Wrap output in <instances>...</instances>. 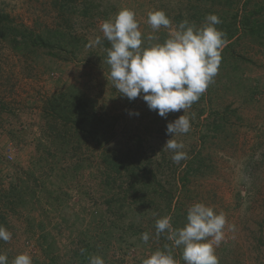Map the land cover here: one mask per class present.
<instances>
[{"label":"rangeland","instance_id":"rangeland-1","mask_svg":"<svg viewBox=\"0 0 264 264\" xmlns=\"http://www.w3.org/2000/svg\"><path fill=\"white\" fill-rule=\"evenodd\" d=\"M124 8L135 12L145 47L168 35L148 25L150 11L163 10L173 27L185 19L201 27L217 14L223 32L238 15L204 105L161 117L142 95L129 100L114 88L107 55L98 59L108 50L100 24ZM0 10L35 33L71 30L87 42L80 48L67 38L68 48L53 53L15 47L8 25L0 35V225L12 233L10 241L0 240V253L8 264L22 253L32 264H89L92 256L142 264L172 246L166 234L156 236V221L170 216L182 228L197 202L227 218L215 250L219 264H264V0H0ZM98 36L102 45L90 46ZM61 92L86 103L80 127L45 114L46 100ZM183 114L191 128L177 137L187 153L178 166L163 148L168 123ZM192 150L201 154L198 163ZM105 155L127 156L140 183H149L151 172L161 179L158 158L176 178L164 181V189L153 179L152 193L135 195L131 178L112 171ZM167 192L175 214H168ZM132 222L136 227L126 233ZM182 252L176 247L177 264H185Z\"/></svg>","mask_w":264,"mask_h":264},{"label":"clouds","instance_id":"clouds-1","mask_svg":"<svg viewBox=\"0 0 264 264\" xmlns=\"http://www.w3.org/2000/svg\"><path fill=\"white\" fill-rule=\"evenodd\" d=\"M147 23L154 32L162 27L168 29L167 38L145 47L136 14L127 8L100 24L103 38L111 45L107 50V64L113 86L129 100L142 95L149 109L158 111L161 117L181 109L185 113L207 91L218 73L226 46L225 33L217 28L222 21L217 14H209L201 27L190 24L187 19L173 27L163 10H153L148 13ZM156 39L153 35L147 37L148 41ZM101 43L98 36L90 46ZM190 128V119L184 114L167 125L170 138L163 149L173 153L171 159L176 164L187 159L185 145L177 137L188 133ZM226 224L227 218L222 212L197 202L188 208L187 223L182 228H174L170 216L158 219L156 236L166 234L172 247H182L185 264H219L215 250L224 240ZM149 238L148 232L141 236L145 243ZM11 239L12 233L0 225V240ZM165 247L166 251H155L142 264H177L172 248ZM0 264H8L6 253H0ZM12 264H32V258L22 253ZM89 264H105V261L100 256H92Z\"/></svg>","mask_w":264,"mask_h":264},{"label":"trees","instance_id":"trees-1","mask_svg":"<svg viewBox=\"0 0 264 264\" xmlns=\"http://www.w3.org/2000/svg\"><path fill=\"white\" fill-rule=\"evenodd\" d=\"M237 16H238L237 14L234 15V19H235V21H233L234 23L231 24V26H228L226 30H224L226 42L229 41L238 31V26L236 22ZM247 20L248 18L245 21ZM17 24L18 23H16V21L13 20L10 13L3 12L0 10V35H2L3 38L5 37V35L1 33L4 32L3 31L4 26L8 25L9 30L13 31L16 34L15 38L12 39V43L17 48L30 49L31 47H41V48L49 49L51 52H53V50H64L65 47L68 48L69 43H67V38L68 39L73 38L74 42H71V43H77L78 45L80 41V48L83 47L87 43L86 40L81 41L82 38L78 36V34H76L75 32H72L71 30L66 31L63 29H55V31L48 30L47 33L42 30L41 32L39 31L35 33L33 29H30L24 24L18 25L19 27L17 26ZM252 30H254V28H252ZM104 46L106 47V49H109L111 47L110 42L106 41ZM106 53L107 52H104L103 54L99 55L98 59L100 57L103 58L104 56H106L107 55ZM70 93L61 92L58 95L51 96L50 98H48L45 102L46 106L44 108V111H45V114H47L48 116L50 115L49 116L50 118H54V119L55 117L63 118L67 126L69 125L70 122L73 121V124H75L77 127H80L79 123L86 121V116L88 114L86 110V103L78 97V94L73 95ZM207 100L208 99L206 98V96L202 94L198 101L204 105L205 101ZM95 137L97 139L98 136H95ZM83 138L85 139L86 136H83ZM191 153H192L191 160L198 163V159L200 158V155H201L200 152H198L197 150H192ZM104 158L106 159V161H108V165L112 168V171L120 170V173H121V170H125L127 175L132 180L131 188L134 189L135 195L139 194V195H142V197H146V193H152L151 184H153V179H157L160 184V187L164 189L165 188V186L163 185L164 181H167L169 184H171V182L173 181L172 177L176 178V175H175L176 173H173V171L170 172L168 163L163 164L162 161L159 162V158H158V163H157V168H158L157 171L164 177L162 176L161 179H159L157 178V176H155L156 174L154 172H151L152 178L151 180H149V183L147 182L140 183L138 181L140 173L135 171L136 169L133 166H129V163L126 160L127 156L122 155V157H116V156L108 157L107 155H105ZM181 163L183 162L181 161L178 166H180ZM178 166L174 168L175 172H177ZM190 168H193V166L190 165ZM190 168L189 167L187 168V171L182 178L183 180L186 179L187 172L188 173L191 172ZM165 174H166V177H165ZM166 194L168 195V198L166 199L167 204L169 205L168 214L170 215L172 213L175 214L174 212L175 210L171 212V205H172L171 194L172 193L167 192ZM129 225L133 226L134 228L136 227L135 226L136 224L134 222L128 223V225L125 227L126 233H129V230H130ZM170 248H172V253L174 254L176 247L170 246Z\"/></svg>","mask_w":264,"mask_h":264}]
</instances>
